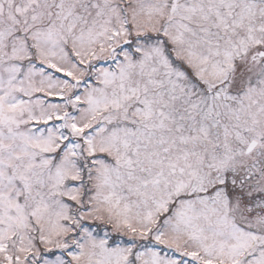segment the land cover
Masks as SVG:
<instances>
[{"label": "snow or ice", "instance_id": "1", "mask_svg": "<svg viewBox=\"0 0 264 264\" xmlns=\"http://www.w3.org/2000/svg\"><path fill=\"white\" fill-rule=\"evenodd\" d=\"M0 264H264V0H0Z\"/></svg>", "mask_w": 264, "mask_h": 264}]
</instances>
